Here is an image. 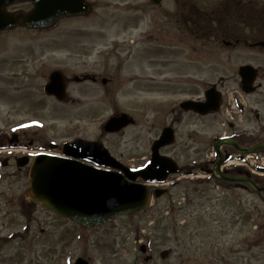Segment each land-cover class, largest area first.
Masks as SVG:
<instances>
[{"label":"rangeland","instance_id":"obj_1","mask_svg":"<svg viewBox=\"0 0 264 264\" xmlns=\"http://www.w3.org/2000/svg\"><path fill=\"white\" fill-rule=\"evenodd\" d=\"M87 1L94 2V8L86 17L58 22L45 31L18 27L0 33V133L11 131L16 124L33 122L37 139L59 143L64 126L70 122L64 125L62 105L44 95L42 88L47 76L56 69L66 75L93 72L100 78H115L119 86L99 83L97 113L90 119L84 117L81 124L77 123L78 127L87 136L96 131L113 156H121L122 162L132 160L130 163L137 165L142 158L149 157V144L157 134L158 107L151 99L162 100V103L180 101L187 89L185 85H178V79L179 82L186 77L198 79L208 72L210 81L226 76V85L236 87L233 72L243 62V57L239 56L243 53L233 47L219 46L216 41L205 43L200 33H195L193 42L189 41L188 26L184 22L189 19L185 3H194L206 17H216L219 2L233 0H168L160 7H152L148 0ZM118 3L129 6L117 7ZM131 7L135 9H129ZM23 8L26 6H15L11 10ZM175 13L180 18L175 33L178 39L168 45L173 44L177 71L166 73L165 77H176L173 79L177 82L176 88H144L137 80L156 77V69L136 51L154 48L155 43H147L145 47L143 41H134L138 36L132 35L151 33L155 18L160 23ZM144 18L151 20L146 28L141 24ZM195 21L200 23L196 16ZM207 49L213 51L203 55V50ZM129 51L133 53L128 58L126 52ZM123 59L128 61L125 63ZM203 71L208 72L203 74ZM74 88L72 84L70 89ZM25 97L30 100L26 102ZM87 99L90 97L83 95V102ZM122 112L133 116L136 123L118 134L104 133L102 125L108 117ZM14 113L17 117L13 118L10 115ZM188 130L190 128L184 129L173 149L172 157L180 165L197 158L192 153H179L177 149L186 140ZM199 132L203 137L212 130L201 127ZM185 181L182 187L170 189V197L154 199L143 214L130 219L118 218L100 230L83 231L77 240L73 232H60L57 228L54 231L52 227L49 254L44 259L41 256L40 262L33 259V264H69L78 256L88 258L90 264H145L136 250L141 239L147 242L148 254L152 256V261L146 264H264V198L233 187L221 189L201 179L185 178ZM200 181L203 182L198 184ZM177 193L181 197H175ZM171 203L181 204L176 214L160 215V209L167 206L171 209ZM51 224L63 225L53 220ZM165 249H170L171 255L161 260L159 253ZM19 251L24 253L23 264H28L30 252ZM20 258L15 256L9 261L3 258L1 264H20Z\"/></svg>","mask_w":264,"mask_h":264},{"label":"flooded vegetation","instance_id":"obj_2","mask_svg":"<svg viewBox=\"0 0 264 264\" xmlns=\"http://www.w3.org/2000/svg\"><path fill=\"white\" fill-rule=\"evenodd\" d=\"M89 4L91 7L90 12H92L94 2ZM21 5H26L23 10H28L31 7L29 3ZM118 5L126 6L127 4L120 5L118 3L116 6L118 7ZM129 9H135V7ZM198 9L194 4L187 6L189 16V19H187L188 40L191 42L196 38L195 26L197 22H195V15H200ZM217 9L219 12L216 17L201 18L203 20L200 25V29L203 30L201 37L205 43L216 41L219 46L233 47L239 49L240 54L243 53L239 55L243 57V62L237 65L233 72L236 87L232 88L226 85V76H219L215 81H210L209 72L203 71V74L208 72L205 77L198 79L186 77L187 79H181V82L178 79V85H185V89H187V92H184L186 96L182 100L178 101L176 99L177 102L162 103V100L153 101L154 99H151V102L158 107V118L157 134L149 144V152L152 143L164 132H167L169 134L167 140H174L173 144H169L170 142L165 144L159 152L162 156L173 158V149L178 143L177 139L182 135L185 128H190L187 131L186 140L181 142L177 149L179 153H192L197 157L196 160L187 161L182 165L179 164L180 173L175 175L174 178L168 177L167 184H164L161 188L165 191L158 197H170V189L180 188L186 183L184 177L186 174L194 176L197 172L206 174L204 183L215 182L221 189L233 187L240 191H250L251 189L241 180L237 182L217 181L213 177L211 171L214 164L219 158L224 159L226 156H228V159L223 162L221 167V171L225 176L236 177L252 182L258 187H264V179L247 170L249 169L248 165L245 168L242 164L241 166L236 164V161L244 160L238 150H247L264 143V2L258 0L219 2ZM204 15L206 16V13ZM144 19L141 24L142 27L146 28L151 20ZM152 22L151 25L154 29L151 33L143 32L141 35L133 34L132 36H138L134 38V41H143L145 47L147 43H155L154 48H145L142 51H136V53L140 58L145 61L148 59L153 64L156 69V77L138 79L137 82H140L144 88L166 87L172 90V87L176 88L177 82L173 81L176 77H165V74L176 72L177 67L173 60L175 58V51L172 50L173 44L168 45V42L173 43L178 39V35L175 33L178 31L179 18L171 15L170 18H165L163 22L159 23L156 18ZM133 30L135 31L136 28ZM164 47L169 49H163ZM211 51L213 50L207 49L206 52L203 50L202 53L208 55ZM132 53L133 51L126 52L127 57H131ZM123 61L126 63L128 60L123 59ZM244 66L252 69H250L247 76L249 83L242 85L239 70ZM103 79L105 82L102 81ZM99 83L102 86L112 83L116 87L119 86L115 78H100L97 73L93 72L78 76L75 74L66 75V94L60 104L63 108L62 121L64 125L67 121L70 124L64 126L62 140L57 144L58 146H54V149L50 148V141L37 139L34 128H31L32 126L28 123L19 126L16 124L11 127V131L0 133V264L4 263L3 258L9 261L14 260L15 256L22 257L20 260L24 262V253L19 250L30 252V262L28 264H33V259L40 262L41 256L44 259L49 254L47 249L51 242L52 227H54L52 230L55 231L57 228L60 232L73 231L75 233L81 231L79 226L71 224L66 219L61 222L62 226L59 225L58 227L57 224H51L52 220L57 222V219L52 216L50 211L42 209L32 200H29L25 193L31 181L29 172L36 154L35 149L40 148L44 151L51 150L54 153H61L62 146L76 140L101 142L96 131L93 135L87 136L83 133V129L78 127L84 117L90 119L97 113ZM72 84L76 88L71 90L70 86ZM229 93H233L235 101L233 110H231L232 108L227 101ZM235 93L238 95L234 97ZM83 95L89 96L90 99H87L89 101L85 100L83 102ZM172 95L173 93H170V96ZM16 96L18 97V95ZM25 99L26 102L30 100L29 97H25ZM210 99L219 101L217 112L214 114H200L193 110L186 111L181 106V103L186 100L202 104L209 102ZM10 116L17 117V113ZM132 118L133 123L131 126L136 123V119L133 116ZM73 122L75 123L73 124ZM201 127L207 130L210 129L212 132L202 137L199 132ZM39 141H42V143H39ZM217 143H220L218 147L219 155L216 154L214 149ZM104 145L108 148L105 143ZM21 148L27 149L26 152H23ZM19 151H22V159L19 157ZM37 153L41 152L37 151ZM262 155H264V148L257 151V154L252 156L251 161L263 157ZM120 158L121 156L118 159L122 160ZM130 161L132 160H124L128 167L138 169L146 164L148 157L142 158V161L137 165L130 163ZM250 165L253 167V162ZM201 182L203 181L198 182V184ZM150 193L151 197H155L153 185H150ZM175 195V197H181V194L178 195L177 193ZM258 195L264 198V193ZM161 210L163 211L164 208ZM68 223L70 224L69 227L67 226ZM62 239L63 236L60 240L62 241ZM138 249L141 254L143 252V254H148L146 245H139ZM148 261L151 262L152 260Z\"/></svg>","mask_w":264,"mask_h":264},{"label":"water","instance_id":"obj_3","mask_svg":"<svg viewBox=\"0 0 264 264\" xmlns=\"http://www.w3.org/2000/svg\"><path fill=\"white\" fill-rule=\"evenodd\" d=\"M151 1L158 4L161 0ZM21 2H31L32 9L25 14L6 11V7ZM88 9L84 0H0V32L13 29L20 24L28 29H48L61 18L83 15L88 12ZM248 69V67L240 69L244 84L249 83ZM44 91L58 99L63 98V80L58 72L51 74ZM214 104L217 105L215 101L203 106L194 102H186L182 106L185 110L192 109L206 114L214 112L211 109ZM204 108L211 110L206 111ZM129 122L126 115L122 114L110 118L104 129L106 132H115ZM165 137L167 138L168 135ZM169 142L172 141L167 140V143ZM163 144L165 143L160 141L153 144L150 162L145 168L137 171L124 167L112 158L101 144L95 143L91 145V143L78 141L71 144L68 149L82 147L84 149L82 154L72 153L65 148L63 153L94 163L107 170H97L55 156L39 155L35 158L31 170L32 181L27 197L53 214L68 218L85 228L103 226L121 215H134L140 212L149 200L148 187L134 182L141 179L144 182L160 183L169 173L178 171L174 162L158 156V149ZM219 144L215 146L216 152H218ZM260 147H264V144L240 152L251 153ZM223 161L224 159L221 158L216 163L215 174L229 181L240 180L220 174L219 166ZM250 186L255 191H264V188H256L253 184ZM166 254L164 252L161 255L162 258ZM74 264L87 263L82 259H77Z\"/></svg>","mask_w":264,"mask_h":264}]
</instances>
